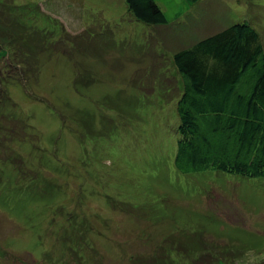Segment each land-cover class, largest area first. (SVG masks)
Segmentation results:
<instances>
[{
  "label": "rangeland",
  "instance_id": "374dc122",
  "mask_svg": "<svg viewBox=\"0 0 264 264\" xmlns=\"http://www.w3.org/2000/svg\"><path fill=\"white\" fill-rule=\"evenodd\" d=\"M156 1L152 27L125 0H0L48 34L26 84L0 77V264H264V177L175 166L173 61L238 21L264 41V0Z\"/></svg>",
  "mask_w": 264,
  "mask_h": 264
},
{
  "label": "trees",
  "instance_id": "16d2710c",
  "mask_svg": "<svg viewBox=\"0 0 264 264\" xmlns=\"http://www.w3.org/2000/svg\"><path fill=\"white\" fill-rule=\"evenodd\" d=\"M199 1L186 0L191 6ZM125 4L131 17L148 26L169 22L156 0H125ZM2 14L0 10V19ZM1 21L14 33L9 34L10 45L0 44V53L7 57L0 77L25 83L26 76L21 75L35 68V63L27 60L34 53L32 44L45 41L47 28L23 27L21 23L17 27L7 19ZM30 27L35 40L27 41ZM19 34V38L14 37ZM15 42L18 44L11 47ZM37 44L35 54L41 48ZM173 61L183 78L177 101V170L184 174L219 170L264 177V41L259 29L246 20L234 22L180 48ZM4 92L0 84L1 95Z\"/></svg>",
  "mask_w": 264,
  "mask_h": 264
}]
</instances>
